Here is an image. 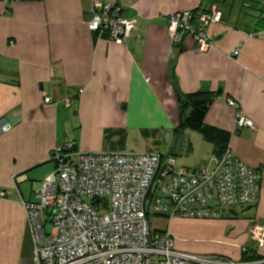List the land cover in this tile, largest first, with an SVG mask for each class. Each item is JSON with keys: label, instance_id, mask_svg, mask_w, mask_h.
Segmentation results:
<instances>
[{"label": "crops", "instance_id": "crops-1", "mask_svg": "<svg viewBox=\"0 0 264 264\" xmlns=\"http://www.w3.org/2000/svg\"><path fill=\"white\" fill-rule=\"evenodd\" d=\"M101 1L138 17L125 46L89 31L95 0H0V120L13 125L0 138V191L10 194L0 199V264H33L23 202L34 201L35 188L57 170L53 151L71 141L78 152L153 154L160 152L141 141L160 145L170 134L162 155L177 158L175 145L186 138L191 168L210 169L215 146L190 130L177 133L178 95L197 93L216 96L204 124L230 135L235 157L262 173L256 218L165 220L164 232L171 231L179 252L233 259L231 248L236 261L244 249L250 255L256 244L249 230L264 225V3L256 9L246 4L251 0ZM207 6L223 12V22L207 29L214 47L202 53L190 38L170 44L169 17ZM236 49L241 54L232 58ZM237 110L254 130L237 126ZM227 227L228 237L214 231Z\"/></svg>", "mask_w": 264, "mask_h": 264}, {"label": "built area", "instance_id": "built-area-1", "mask_svg": "<svg viewBox=\"0 0 264 264\" xmlns=\"http://www.w3.org/2000/svg\"><path fill=\"white\" fill-rule=\"evenodd\" d=\"M90 13L89 31L99 40L109 35L120 46L139 24L122 6L101 0ZM168 21L170 44L183 45L190 38L206 53L214 47L207 29L223 22V12L218 7L187 11ZM240 52L234 50L231 57ZM64 104L72 107L71 100ZM236 122L241 129H255L240 111ZM12 129L11 121L0 120V138ZM52 154L57 170L35 188L34 201L23 202L35 247L33 264H264V225L249 230L256 244L252 258L238 261L179 252L170 230L150 229L156 217L222 221L231 209L259 203L262 173L235 157L231 147L213 156L212 170L182 168L174 156L161 153L78 152L74 141ZM9 195L0 191V199Z\"/></svg>", "mask_w": 264, "mask_h": 264}, {"label": "trees", "instance_id": "trees-1", "mask_svg": "<svg viewBox=\"0 0 264 264\" xmlns=\"http://www.w3.org/2000/svg\"><path fill=\"white\" fill-rule=\"evenodd\" d=\"M224 0H213L212 2H223ZM250 1V0H247ZM215 4V3H214ZM212 7H204L195 10V13H201L204 11L211 10ZM260 12L264 13V5L260 9ZM214 94H204L197 93L194 95H178L179 102L181 103V119L177 133L180 136L187 130L195 133H199L204 137L207 142H211L215 146V156H220L229 146L230 135L225 133H220L213 128H209L204 124L205 118L208 114L209 108L215 102ZM252 255L249 253H244L242 255V260H250Z\"/></svg>", "mask_w": 264, "mask_h": 264}, {"label": "rangeland", "instance_id": "rangeland-1", "mask_svg": "<svg viewBox=\"0 0 264 264\" xmlns=\"http://www.w3.org/2000/svg\"><path fill=\"white\" fill-rule=\"evenodd\" d=\"M244 2V0H242ZM229 4H234V3H237V5H239L240 3V0H229L228 1ZM262 3H264V0H251L250 3H246L247 5H251L253 8H256L258 9L260 7V5H262ZM193 136H197L196 138H200L201 139V135L200 134H197V133H193ZM168 137H166V135L164 136V139H162L161 141V144H156L154 145L153 144V141L152 142H147L145 140H142L141 143L143 145V147H150L149 149H152V150H155V151H158L162 154L166 153L168 151V146H167V143L169 141V139H167ZM183 139V140H182ZM134 144H137L139 145L140 143L137 141L136 143L134 142ZM173 148V147H172ZM175 152H177V160H178V166L179 167H182V168H191L193 167L192 165L195 163V159H193L194 157L193 156H190L189 157V153L188 151H190V147H189V144H188V140L186 138H181V140L178 142V144L176 143L175 145ZM214 167V165L210 168L212 170V168ZM255 209L253 206L251 207H237L236 209H231L229 211V213H231L230 215H232V217H234V219H244V220H248V219H253L255 220ZM231 217V218H232ZM166 228V222L163 218H154L153 220H150V229L152 231H155V232H163ZM214 231H216L218 233V235L220 234H223L226 233L227 237L229 236V234H231V232L233 231L232 230V227H227L225 231H223V229L221 228H218L216 230V228H214ZM225 235V236H226ZM229 250H231V253L233 254V252L235 251L234 255H233V260H237V254H238V251H236V249H231L229 248Z\"/></svg>", "mask_w": 264, "mask_h": 264}, {"label": "water", "instance_id": "water-1", "mask_svg": "<svg viewBox=\"0 0 264 264\" xmlns=\"http://www.w3.org/2000/svg\"><path fill=\"white\" fill-rule=\"evenodd\" d=\"M220 94H221V92H220ZM220 94H219V95H220ZM166 137H168L167 139L170 140V134H167Z\"/></svg>", "mask_w": 264, "mask_h": 264}]
</instances>
